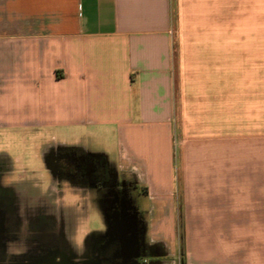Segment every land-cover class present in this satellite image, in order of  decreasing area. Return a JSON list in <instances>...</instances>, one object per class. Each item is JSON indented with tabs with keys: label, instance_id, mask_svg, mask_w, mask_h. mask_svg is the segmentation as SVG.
<instances>
[{
	"label": "crops",
	"instance_id": "1",
	"mask_svg": "<svg viewBox=\"0 0 264 264\" xmlns=\"http://www.w3.org/2000/svg\"><path fill=\"white\" fill-rule=\"evenodd\" d=\"M7 126L46 167L56 145L104 154L147 231L179 208L212 232L188 264H264V0H0Z\"/></svg>",
	"mask_w": 264,
	"mask_h": 264
},
{
	"label": "flooded vegetation",
	"instance_id": "2",
	"mask_svg": "<svg viewBox=\"0 0 264 264\" xmlns=\"http://www.w3.org/2000/svg\"><path fill=\"white\" fill-rule=\"evenodd\" d=\"M46 156L54 179L82 191L85 205L95 202L105 227L78 239L74 224L64 225L54 209L53 193L8 187L0 192V264H158L163 251L147 237V211L138 208L133 178L124 179L104 154L81 146L56 145Z\"/></svg>",
	"mask_w": 264,
	"mask_h": 264
},
{
	"label": "rangeland",
	"instance_id": "3",
	"mask_svg": "<svg viewBox=\"0 0 264 264\" xmlns=\"http://www.w3.org/2000/svg\"><path fill=\"white\" fill-rule=\"evenodd\" d=\"M43 137L45 140L49 138L46 135ZM37 138L40 137L27 135L23 127H0V192L5 191L8 187H16L17 189L19 186L24 188V193L28 190L31 194L40 196L53 193L57 198L54 209L61 210L60 218L65 221L64 225H68L70 222L72 225L74 224L78 239L83 240L88 232L95 234V232L103 230L105 227L104 216L97 208L96 203L91 202L92 204L85 205V201L88 199H85L82 191L74 190L68 183L59 184L54 179L53 169L50 166L46 167L42 159L36 157V153L32 155ZM4 151L12 158L17 159V167L12 166V162L3 153ZM174 152L175 155H178L179 148L177 147ZM19 157L22 159L20 160ZM91 195L94 197L93 191ZM136 203L140 205L139 200ZM85 207L86 209H83ZM180 212L181 210L178 208L177 215L172 217L175 225L172 222L173 226L171 224L163 226L161 231H147V237L151 241L158 242L167 253L163 264H188V252L195 250L190 246H195L196 242L201 239H212V232L191 230L195 227L193 224L185 226L189 227L190 230H183V226L178 224L181 223L182 218ZM146 218L150 222L153 217L146 216ZM163 218L170 219L169 216ZM187 218L188 220L195 219L193 217Z\"/></svg>",
	"mask_w": 264,
	"mask_h": 264
}]
</instances>
